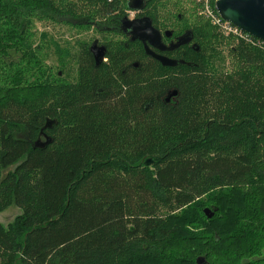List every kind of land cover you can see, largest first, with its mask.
I'll return each instance as SVG.
<instances>
[{
    "label": "trees",
    "instance_id": "1",
    "mask_svg": "<svg viewBox=\"0 0 264 264\" xmlns=\"http://www.w3.org/2000/svg\"><path fill=\"white\" fill-rule=\"evenodd\" d=\"M145 1L154 28L198 46L176 67L121 31L128 0H0V213L21 210L0 222V264H264V44L205 16L177 33ZM35 20L126 41L101 43L99 66L82 45L72 80L44 65Z\"/></svg>",
    "mask_w": 264,
    "mask_h": 264
},
{
    "label": "rangeland",
    "instance_id": "2",
    "mask_svg": "<svg viewBox=\"0 0 264 264\" xmlns=\"http://www.w3.org/2000/svg\"><path fill=\"white\" fill-rule=\"evenodd\" d=\"M161 3V5H164L160 11V19L163 23L161 27L167 25L169 29L175 30L178 33L187 29L194 30L195 28L202 27L204 25L203 21L205 18H202L204 16L200 14L202 10L200 9V4H198L196 0H161ZM180 17L182 18L180 19ZM99 19H105V17H98V20ZM70 22L77 23V21ZM217 31L219 32L220 30ZM30 34L33 35L31 41L35 42V46H43V53L46 55L44 65L51 68L56 75L59 74L61 77H67L70 75L72 80H75L74 78L78 73V52L82 45H90L91 47L95 41H99V44L104 43V41H108L117 45L121 44L123 40L126 41V38L122 35L99 32L96 26L80 27L69 25L65 21L54 23L50 20H35L31 24ZM231 46L227 43L222 48V51L224 52L223 55L226 57L224 60H227L225 65L229 69L231 68L232 59L228 56V48ZM62 51L65 55L69 54L64 61L60 59V53ZM104 62L109 63L107 58L104 59ZM221 65L224 64L221 63ZM20 213L21 210L19 208L11 207L0 213V222L7 225ZM190 231L192 233L201 232V230L193 229Z\"/></svg>",
    "mask_w": 264,
    "mask_h": 264
},
{
    "label": "water",
    "instance_id": "3",
    "mask_svg": "<svg viewBox=\"0 0 264 264\" xmlns=\"http://www.w3.org/2000/svg\"><path fill=\"white\" fill-rule=\"evenodd\" d=\"M216 10L223 20L228 21L244 31L245 33L264 41V0H218L216 2ZM128 9L130 11L142 12L145 10L147 3L145 0H128ZM121 31L127 36L131 37V41H140L144 44L146 53L158 60L165 67H176L183 61H178L167 56L159 55L151 49V47H158L160 50L167 49L162 45V34L154 28L151 20L148 17H142L134 21L124 18L122 21ZM171 32H166L165 35L171 37ZM192 41V34L186 33L179 38L177 44L169 47L170 50L176 49ZM196 46V45H195ZM196 48V47H195ZM198 50V46L196 48ZM90 51L92 52L96 65L99 66L106 57V48L99 47L95 42ZM177 95L173 91L167 97V102H171L172 98ZM57 124L56 120L48 119L42 133L46 137V141L42 142L39 139L35 148H46L52 143V138L46 135L44 130H51ZM145 165L150 167L153 165V160L148 159ZM205 214L212 218L214 212L210 209L205 210ZM205 258H198L197 264H205Z\"/></svg>",
    "mask_w": 264,
    "mask_h": 264
},
{
    "label": "built area",
    "instance_id": "4",
    "mask_svg": "<svg viewBox=\"0 0 264 264\" xmlns=\"http://www.w3.org/2000/svg\"><path fill=\"white\" fill-rule=\"evenodd\" d=\"M109 1H111V0H109ZM196 1L200 5H202V7H203V10L201 11V15L205 16L208 20H210L211 23L214 26H216L222 32V34H224L226 36H230L233 34V36H235L237 38H241V39L253 37V36L245 33L244 31H242L241 29H239L238 27H236L232 23L223 20V18L219 15V13L216 10V6H217L216 2L218 0H196ZM212 3L215 5L214 8H215L216 13L213 12ZM128 14H131L133 16L135 14V12L129 11ZM256 43L261 45V44H264V41L257 39Z\"/></svg>",
    "mask_w": 264,
    "mask_h": 264
},
{
    "label": "flooded vegetation",
    "instance_id": "5",
    "mask_svg": "<svg viewBox=\"0 0 264 264\" xmlns=\"http://www.w3.org/2000/svg\"><path fill=\"white\" fill-rule=\"evenodd\" d=\"M147 3V2H146ZM129 12V11H128ZM135 12V14L132 16L131 14H127L126 15V17L125 18H127L128 20H130V21H134V20H136V19H139V18H142L144 15H142L143 14V12L144 11H142V12H136V11H134ZM121 26H122V23H121ZM121 26H120V28H121ZM188 31V29L187 30H185V31H183L184 33H186ZM183 33V34H184ZM161 34H162V45L164 46V47H166L167 49H165V50H160V49H158V47H151V49H153V51L155 52V53H157V54H159V55H163V56H171V54L173 55L175 52H177L179 49H180V47H178V48H176V49H173V50H170L169 49V47H171V46H173L174 44H177V42H178V40L179 39H176V37L174 36V34H173V36L171 35V37H168L167 35H165L166 33H165V31H163V32H161ZM128 37H130V36H128ZM131 38V37H130ZM178 38V37H177ZM98 43H97V45L98 46H103L102 44H99V41H97ZM196 45V43L194 42V41H190L188 44H186L184 47H186V48H188V49H194V50H196V48H197V46H195ZM92 47V46H91ZM182 47V46H181ZM196 47V48H195ZM178 49V50H177ZM153 58V57H152ZM155 59V58H154ZM45 139V138H44Z\"/></svg>",
    "mask_w": 264,
    "mask_h": 264
}]
</instances>
